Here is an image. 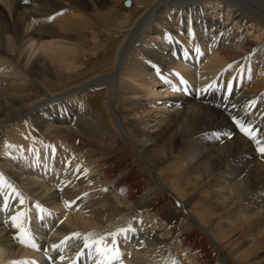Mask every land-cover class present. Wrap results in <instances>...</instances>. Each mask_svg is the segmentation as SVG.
<instances>
[{
  "label": "bare ground",
  "instance_id": "6f19581e",
  "mask_svg": "<svg viewBox=\"0 0 264 264\" xmlns=\"http://www.w3.org/2000/svg\"><path fill=\"white\" fill-rule=\"evenodd\" d=\"M118 2L0 0V264H264V0Z\"/></svg>",
  "mask_w": 264,
  "mask_h": 264
},
{
  "label": "rangeland",
  "instance_id": "374dc122",
  "mask_svg": "<svg viewBox=\"0 0 264 264\" xmlns=\"http://www.w3.org/2000/svg\"><path fill=\"white\" fill-rule=\"evenodd\" d=\"M125 1L126 0H119L118 2V7L120 8L122 7L125 11H127V9L129 10L132 6L135 5V0H130V4L129 5H125ZM104 72L106 71V69H100L99 72ZM81 80H78V78L75 79V82L73 81L72 83H68V84H61V86H57V88H55L54 92H62V91H67L69 89H73L74 86H76L78 83H80ZM59 82V81H58ZM54 87V86H53ZM229 91V90H228ZM93 96V94H91ZM31 100H34V97H31ZM97 102V103H96ZM93 103L94 106L98 109V103H100V100L97 99V97L93 98ZM262 104V103H261ZM240 125H243L245 128H248L250 130V132L252 133V135H247L244 132H242L240 130ZM234 129L236 130V132H238L239 134H241L243 137L247 138L250 142L254 141L256 139V137L254 136V130L251 126H248V123H246L244 120H240L238 123L235 124ZM228 137H232V134L228 135ZM2 138V134H0V140ZM257 145H264L263 143H261L258 139H257ZM256 157L261 159H264V153H262L261 151H259L257 148L255 150ZM260 154V155H259ZM259 155V157H258ZM123 156V151H117L116 153H113L110 160L108 159L107 164L110 165V169H111V173L114 176H120L122 183H126L130 186H132L135 190L134 196H135V200H137V198H139L145 191V178L143 176H141L140 172L138 169H135L134 165H135V161H133V159L131 158H127L125 161H112V160H119L120 157ZM128 179V180H126ZM143 183V184H141ZM136 187V188H135ZM138 190V191H137ZM169 201L168 200H164L160 206L161 207H166L168 205ZM161 211V210H160ZM164 211V212H163ZM159 213V217L164 219L166 218V214H165V210H163ZM183 223V218H180L178 223L176 221V225H178V227H181ZM181 225V226H180ZM186 236L188 235L187 240V244L190 245L192 248L196 249L199 245V242H201V239H199V236L197 235L196 232L193 231H186ZM196 233V234H195ZM190 234V235H189ZM198 241V242H197ZM209 248V247H208ZM206 249V251L203 253V257L205 258L206 262L208 264H215V257L216 253L214 251H212V249ZM199 249V248H198ZM214 253V254H213ZM213 256V257H212ZM228 260L230 261V263L234 264L236 263V261H234L232 259V257L229 255V253L227 254ZM215 259V260H214ZM214 262V263H212Z\"/></svg>",
  "mask_w": 264,
  "mask_h": 264
},
{
  "label": "snow or ice",
  "instance_id": "6c2138e0",
  "mask_svg": "<svg viewBox=\"0 0 264 264\" xmlns=\"http://www.w3.org/2000/svg\"><path fill=\"white\" fill-rule=\"evenodd\" d=\"M197 51H199V49H197ZM229 87H230V85H229ZM240 130L242 132H244L245 134H247V135H252V133L250 132V130L248 128H245L243 125H240ZM259 151H261L262 153H264V147H260L259 148ZM13 219L15 221V218H13ZM73 235H78V234H75L74 233ZM85 246H87V244ZM105 254L107 255V252H105ZM108 264H110V261L108 262ZM173 264H175V261H173Z\"/></svg>",
  "mask_w": 264,
  "mask_h": 264
},
{
  "label": "water",
  "instance_id": "95a60500",
  "mask_svg": "<svg viewBox=\"0 0 264 264\" xmlns=\"http://www.w3.org/2000/svg\"><path fill=\"white\" fill-rule=\"evenodd\" d=\"M129 4H130V0H126L125 5H129Z\"/></svg>",
  "mask_w": 264,
  "mask_h": 264
}]
</instances>
